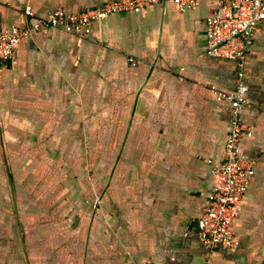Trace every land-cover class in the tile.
I'll use <instances>...</instances> for the list:
<instances>
[{"label": "crops", "instance_id": "obj_1", "mask_svg": "<svg viewBox=\"0 0 264 264\" xmlns=\"http://www.w3.org/2000/svg\"><path fill=\"white\" fill-rule=\"evenodd\" d=\"M111 0H0V33L51 9ZM173 1L115 13L91 38L32 30L0 65V264H264V21L245 65L254 174L239 246L209 252L198 222L231 131L237 66L206 54V18ZM130 58L135 59L133 65Z\"/></svg>", "mask_w": 264, "mask_h": 264}, {"label": "built area", "instance_id": "obj_2", "mask_svg": "<svg viewBox=\"0 0 264 264\" xmlns=\"http://www.w3.org/2000/svg\"><path fill=\"white\" fill-rule=\"evenodd\" d=\"M173 1L180 9H193L201 0H111L79 12L64 8L51 9L37 16L31 6L26 15L34 21L27 27L12 26L0 33V65L12 61L22 39L32 30L59 29L66 33L91 38L95 21L115 13L140 12L142 9ZM219 9L206 18V54L217 59L233 61L237 66V84L232 90L216 85L211 91L227 102L232 112L231 131L226 139L223 158L213 166L216 182L207 198L206 207L198 222L199 237L209 251L239 246L234 222L254 174L255 162L240 154V143L252 136V128L242 116L250 105L245 80L248 51L260 24L264 21V0H218ZM133 65L136 61L130 58ZM144 264H154L152 260Z\"/></svg>", "mask_w": 264, "mask_h": 264}]
</instances>
